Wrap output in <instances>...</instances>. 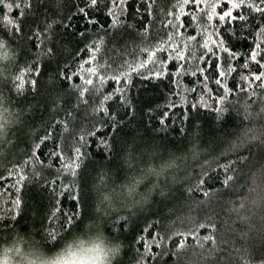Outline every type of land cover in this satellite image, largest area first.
Listing matches in <instances>:
<instances>
[{"label": "trees", "instance_id": "16d2710c", "mask_svg": "<svg viewBox=\"0 0 264 264\" xmlns=\"http://www.w3.org/2000/svg\"><path fill=\"white\" fill-rule=\"evenodd\" d=\"M228 9L0 5V41L14 53L0 66V102L17 120L0 145V243L19 230L51 251L99 221L124 246L116 264H264V80L254 79L264 13L242 7L233 15L245 21H220ZM169 158L176 166L134 201L98 204L101 181Z\"/></svg>", "mask_w": 264, "mask_h": 264}, {"label": "clouds", "instance_id": "9594fccd", "mask_svg": "<svg viewBox=\"0 0 264 264\" xmlns=\"http://www.w3.org/2000/svg\"><path fill=\"white\" fill-rule=\"evenodd\" d=\"M13 59L11 47L7 42L0 41V66ZM16 123L13 110L0 102V145L8 146L9 131ZM176 164L175 158L148 162L138 171H130L125 180L114 186L101 181L96 186L98 204L103 208L105 205L116 206L134 201L149 180L155 183L162 179ZM128 167L132 169V165ZM123 251V244L109 236L99 221H89L51 251L34 236L17 230L10 239L0 243V264H116Z\"/></svg>", "mask_w": 264, "mask_h": 264}, {"label": "snow or ice", "instance_id": "6c2138e0", "mask_svg": "<svg viewBox=\"0 0 264 264\" xmlns=\"http://www.w3.org/2000/svg\"><path fill=\"white\" fill-rule=\"evenodd\" d=\"M22 2H23V0H22ZM113 2L116 3V0H113ZM185 2L186 3H192V4H198V2L202 3L203 0H185ZM4 3H5V0H0V5H2ZM97 3H98V0H90L91 5H97ZM15 6H16V8L19 9L21 7V4L17 3ZM6 7L9 11H11L13 5L11 3H8L6 5ZM242 7H249L250 9L254 10L257 13H264V0H251V2H249V0H229V9L224 11L222 14H220L218 19L220 21H228V22H231L233 20L245 21V15H236V16L233 15V10H238ZM81 11H83V9ZM214 11L215 10L213 9V12ZM21 15H23L22 11H21ZM209 19H211V15H209ZM9 26L10 27L12 26V22H9ZM16 30H18V29H16ZM261 32L264 33V28L261 29ZM259 48H260V43H257L256 49H259ZM224 51L228 52L229 50L227 48H225ZM258 54L259 53L257 50H253L249 56V59L252 61H256ZM231 55L233 58H235L234 53H232ZM180 59H183V57H180ZM244 67H248V65L245 64ZM261 67H264V64H262ZM217 68L219 70L220 66L217 65ZM232 70H234V69L229 68V71H232ZM225 74L226 73L223 71L220 72L221 76H223ZM254 79L258 80V81L264 80V73H260V74L255 75ZM87 83L92 84V81L88 80ZM216 83L220 84L221 81L217 80ZM81 139H83V137H81ZM103 139H106V138H103ZM78 151H79V149H77V152Z\"/></svg>", "mask_w": 264, "mask_h": 264}]
</instances>
